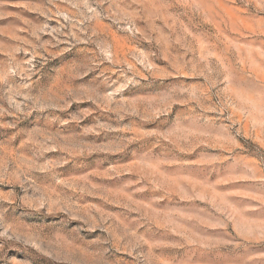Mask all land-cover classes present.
<instances>
[{
  "label": "rangeland",
  "instance_id": "374dc122",
  "mask_svg": "<svg viewBox=\"0 0 264 264\" xmlns=\"http://www.w3.org/2000/svg\"><path fill=\"white\" fill-rule=\"evenodd\" d=\"M0 264H264V0H0Z\"/></svg>",
  "mask_w": 264,
  "mask_h": 264
}]
</instances>
